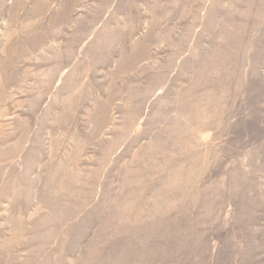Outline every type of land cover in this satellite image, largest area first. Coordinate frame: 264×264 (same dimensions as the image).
<instances>
[{"label":"rangeland","instance_id":"obj_1","mask_svg":"<svg viewBox=\"0 0 264 264\" xmlns=\"http://www.w3.org/2000/svg\"><path fill=\"white\" fill-rule=\"evenodd\" d=\"M0 264H264V0H0Z\"/></svg>","mask_w":264,"mask_h":264}]
</instances>
